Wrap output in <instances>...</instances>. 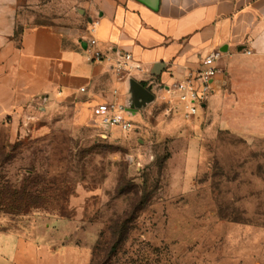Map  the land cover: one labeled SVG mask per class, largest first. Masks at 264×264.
<instances>
[{
	"label": "rangeland",
	"instance_id": "374dc122",
	"mask_svg": "<svg viewBox=\"0 0 264 264\" xmlns=\"http://www.w3.org/2000/svg\"><path fill=\"white\" fill-rule=\"evenodd\" d=\"M168 104L137 108L128 131L78 127L65 111L39 132L1 130L3 229L67 219L60 243L83 247L78 264H264L262 113Z\"/></svg>",
	"mask_w": 264,
	"mask_h": 264
},
{
	"label": "crops",
	"instance_id": "0c3cea01",
	"mask_svg": "<svg viewBox=\"0 0 264 264\" xmlns=\"http://www.w3.org/2000/svg\"><path fill=\"white\" fill-rule=\"evenodd\" d=\"M95 49L107 57L95 60ZM217 49L220 72L195 114L202 108L238 118L240 111L262 113L258 120H264V0H0V131L12 138L39 132L42 119L64 111L73 125L96 127L99 103L111 101L126 112L132 81L154 94L150 105L162 98L167 109L184 112L179 85ZM117 51L131 52L140 68L118 69ZM140 113L127 115L139 120ZM81 198L74 196L71 205ZM4 220L0 216V264L86 258L79 254L83 247L60 243L67 219L41 225L38 218L26 231L3 229Z\"/></svg>",
	"mask_w": 264,
	"mask_h": 264
},
{
	"label": "built area",
	"instance_id": "2783aa9c",
	"mask_svg": "<svg viewBox=\"0 0 264 264\" xmlns=\"http://www.w3.org/2000/svg\"><path fill=\"white\" fill-rule=\"evenodd\" d=\"M90 44L96 45L97 40L90 38ZM118 55V69H126L128 71L140 68L139 63H132L134 61L133 54L128 51H117ZM222 51L217 49L208 53L204 58V68L198 69L187 80V84L179 85L183 88L181 99L186 102V110L190 114H195L197 107L201 106L211 93V84L220 72L217 61L221 58ZM92 57L95 60H102L107 55L99 49L93 51ZM95 126L105 130L118 128L123 131H128L133 128L134 122L127 115V112L122 111L114 102L104 101L99 103L94 110Z\"/></svg>",
	"mask_w": 264,
	"mask_h": 264
},
{
	"label": "water",
	"instance_id": "95a60500",
	"mask_svg": "<svg viewBox=\"0 0 264 264\" xmlns=\"http://www.w3.org/2000/svg\"><path fill=\"white\" fill-rule=\"evenodd\" d=\"M131 87V99H129V106L126 109L128 114H132L137 108H145L155 98L154 94L148 88L137 81H132Z\"/></svg>",
	"mask_w": 264,
	"mask_h": 264
}]
</instances>
